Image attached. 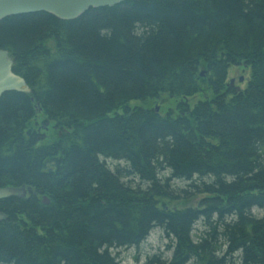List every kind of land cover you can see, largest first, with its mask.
<instances>
[{
  "label": "trees",
  "instance_id": "obj_1",
  "mask_svg": "<svg viewBox=\"0 0 264 264\" xmlns=\"http://www.w3.org/2000/svg\"><path fill=\"white\" fill-rule=\"evenodd\" d=\"M0 49L30 89L0 97V188L31 189L0 200V264H120L155 228L145 264H264V0L10 16Z\"/></svg>",
  "mask_w": 264,
  "mask_h": 264
},
{
  "label": "water",
  "instance_id": "obj_2",
  "mask_svg": "<svg viewBox=\"0 0 264 264\" xmlns=\"http://www.w3.org/2000/svg\"><path fill=\"white\" fill-rule=\"evenodd\" d=\"M126 1L140 0H0V20L10 16L46 12L60 20L70 21L90 8L113 7ZM12 64L8 51L0 49V97L3 93L11 91L30 93L25 80L13 73ZM200 76H203V73H200ZM30 192L31 189L25 187H3L0 188V200L10 197L25 198ZM42 203L48 205L49 201L43 197ZM4 219L5 215L0 213V221Z\"/></svg>",
  "mask_w": 264,
  "mask_h": 264
},
{
  "label": "rangeland",
  "instance_id": "obj_3",
  "mask_svg": "<svg viewBox=\"0 0 264 264\" xmlns=\"http://www.w3.org/2000/svg\"><path fill=\"white\" fill-rule=\"evenodd\" d=\"M200 74V73H199ZM242 81H239V79ZM249 78V70L246 66L237 65L231 66L227 71V79L226 82L238 88H244L246 86V82ZM200 97L199 94H196L192 98L188 100L192 104ZM176 99L168 98L163 96L160 100L156 101L153 106L157 108L156 112L164 113L168 108H173L175 106ZM133 104H138V102H134ZM115 163L112 164V167ZM122 164V163H121ZM185 182H178L175 184L179 188H183ZM202 198V196H193L187 198L186 200H177L173 205L177 207L183 206H196L198 201ZM258 214H262V212H256ZM264 214V213H263ZM262 214V215H263ZM202 230L201 226H198L196 231H194L195 237H198V234ZM169 239L165 237V234L159 229H153L147 239L137 248L131 247L125 250L119 251V260L120 264H145L147 258L151 257L152 255H169L166 251V246L169 244Z\"/></svg>",
  "mask_w": 264,
  "mask_h": 264
}]
</instances>
